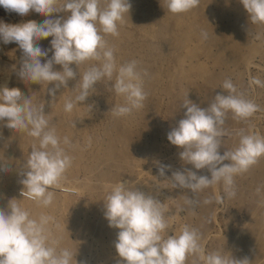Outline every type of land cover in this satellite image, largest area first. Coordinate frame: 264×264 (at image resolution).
Instances as JSON below:
<instances>
[{
    "label": "bare ground",
    "instance_id": "obj_1",
    "mask_svg": "<svg viewBox=\"0 0 264 264\" xmlns=\"http://www.w3.org/2000/svg\"><path fill=\"white\" fill-rule=\"evenodd\" d=\"M64 2L58 0L56 7L60 8ZM129 2V13L117 22L119 35L101 33L107 46L114 49L117 69L132 60L138 62L137 71L141 73L147 98L142 108L128 116L115 117L111 111L125 103L124 97L117 95L112 87L115 72L111 80L104 78L94 84L91 95L72 112L64 110L65 101L74 99L79 92L80 76L90 67L99 66L100 61H85L79 67L71 64L76 77L68 81L66 88L61 86L51 95L49 90L55 88V83L22 80L19 76L22 50L15 43L0 41V87L18 88L26 97H31L34 105H44L50 127L55 128L61 147L72 158L58 186L50 189L54 193L50 206L44 207L23 197L24 186L20 181L25 178L24 165L33 146L39 148V140L27 132L8 129L6 122H0V209L8 210L13 199L12 202L28 211L32 219L39 220L41 215L51 217L46 226L48 243L57 251H71V264H122L115 249L119 229L109 227L104 215L107 195L114 186L125 183L128 190L136 189L153 196L148 187L151 183L161 196H168L167 185L155 179L150 169L161 163L160 144L168 140L171 127H177L184 118L186 108L182 104L188 98L206 108L217 93L225 95L217 83L222 86L230 79L228 75L234 73L238 79L252 63L250 55L258 51L251 41L253 28L240 0H200L197 7L181 14L169 12L165 0ZM106 4L107 0H100L101 9ZM4 15L0 14V20L17 24ZM212 15L218 16L219 24L211 23ZM65 16L66 13L60 11L50 18ZM44 19L45 16L33 12L26 22L41 23ZM255 27L258 39L263 42L264 24ZM51 39H41L38 44L42 49H50ZM52 54L49 51L47 58ZM47 58L42 57L41 62ZM53 70L62 71V67L54 65ZM106 89H111L109 95ZM161 94L169 98L167 125L159 120L158 96ZM226 128L223 126L224 131H229ZM64 137H68L70 144H63ZM236 141L239 142L238 134ZM185 167V174L197 170L190 163ZM197 173L211 178L207 168ZM234 181V197H227L225 186L220 182L197 193L181 188L178 201L186 207L187 213L193 214V207L186 201L197 200L199 203L195 206L214 220L219 212L218 198L225 196L226 202H236L233 213L224 222L226 233L223 236H220V228L214 231L198 218L195 229L200 234L199 244L203 246L211 239L217 243L209 246V254L219 253L234 260L247 258L249 264H264V156L248 171L236 175ZM223 187L224 195H221L218 188ZM209 198L212 202L205 204ZM174 233L179 235V229ZM201 262L198 257L189 255L185 264Z\"/></svg>",
    "mask_w": 264,
    "mask_h": 264
},
{
    "label": "clouds",
    "instance_id": "obj_2",
    "mask_svg": "<svg viewBox=\"0 0 264 264\" xmlns=\"http://www.w3.org/2000/svg\"><path fill=\"white\" fill-rule=\"evenodd\" d=\"M240 2L252 24H264V0ZM56 3L57 0H0V6L6 11L21 17L30 12L46 17L41 23L29 20L9 24L0 20V41L15 43L22 50L20 78L32 83H55V88L49 90L54 95L57 89L66 88L68 81L76 77L71 64L79 67L85 61L96 60L100 65L90 67L80 76L79 92L74 99L65 101L64 110L72 112L91 95L94 84L104 78L111 80L114 72L116 78L112 87L117 95L124 97L125 103L111 109L113 116H128L142 108L147 93L141 73L137 71L138 62L132 60L117 69L114 49L108 47L104 39V35H119L117 22L129 13V0H107L103 9L100 0H65L60 8ZM165 3L169 12L181 14L197 7L200 0H165ZM60 11L66 16L50 18ZM203 35L207 38L206 33ZM48 37H52L51 48L42 49L38 41ZM49 51L53 53L51 58H47ZM42 57L47 58L43 63ZM54 65H60L62 71L53 70ZM252 83L264 86L258 78H253ZM221 89L227 95L217 93L206 108L187 98L182 104L186 108L184 118L167 134L172 145L183 149L180 158L197 170L207 168L211 178L198 176L193 171L173 172V188L197 193L223 182L227 196L234 197V177L248 171L264 156V137L244 130L238 133V146L220 154L226 115L231 112L234 119L244 121L259 110V106L238 91L230 79L222 83ZM43 109L44 105H34L31 97H26L20 89L0 87V122H6L8 129L27 132L39 140V148L33 146L24 165L21 194L47 207L54 199L50 189L58 186L72 158L61 147V139L55 128L50 127ZM63 144H70L68 137L63 138ZM166 167L170 166L159 169L161 176ZM12 201L8 210L0 209V264H71V251H57L48 243L46 226L52 218L41 215L39 220L32 219L28 211ZM222 201L220 197L216 202ZM104 202L109 227L119 229L115 249L122 264H185L189 255L198 257L204 264H249L247 258L234 260L219 253L202 255L200 234L188 225L182 227L179 235L163 238L161 233L168 227L164 203L139 190H128L125 183L114 186ZM211 202V198L204 201L205 204ZM186 203L194 210L199 202L188 199Z\"/></svg>",
    "mask_w": 264,
    "mask_h": 264
},
{
    "label": "rangeland",
    "instance_id": "obj_3",
    "mask_svg": "<svg viewBox=\"0 0 264 264\" xmlns=\"http://www.w3.org/2000/svg\"><path fill=\"white\" fill-rule=\"evenodd\" d=\"M58 1V0H57ZM2 6H0V14H5L7 19L13 21L14 23L16 22L17 24L26 22L27 16L21 17L15 12H8ZM33 15V12L29 13V16ZM15 16V17H14ZM213 17L211 18V23L213 25H217L220 23V20L218 16L212 15ZM225 22L224 20H222ZM250 25L253 28V36H251V41L253 42L254 47H256L258 50L256 53L250 55L252 57V63L243 71L242 75H239L238 79H236L235 76L237 74H229L228 78L234 83V85L237 87L238 91L243 92L246 98L254 101L258 106L259 110L253 114L250 118L244 121L236 120L233 118V115L231 112H229L226 115L225 118V124L223 125L226 128V122L229 123L230 127L226 128L229 131H224V135L221 138V147L219 149V152L221 155L226 150H232L236 146H238L237 141L235 142V138L237 134L241 131L244 130L245 132L248 133H255L259 134L260 136L264 137V86L256 85L252 83L253 78H258L261 80L262 84H264V41L261 42L258 37H257V32L256 30V25L259 24H252L251 21H249ZM262 35H264V30L261 32ZM106 43L107 40L104 37ZM259 41V42H258ZM202 56H200L201 58ZM211 62V61H208ZM217 68V67H215ZM218 87H221L220 83H217ZM106 94L109 95L111 92V89H106ZM227 95V93H225ZM158 108H159V120L161 119L164 121V124L167 125L168 123V118H167V104H168V96L165 94H161L158 96ZM175 128L171 127L170 131ZM183 149L176 147L172 145L168 140L165 141V143L160 144L159 151L161 153V163L155 167H152L150 169L151 175L155 176V179H157L161 184L167 185L166 186V194L168 196H161L157 191L156 187H152L153 185L150 183L148 187L150 188L149 190L152 191L153 198L159 200L163 204V207L165 209V219L168 224V227L165 229V231L162 233L163 238H167L168 235H175L174 230L179 229L181 232L182 226L188 225L192 226L195 228L196 222H198V218L203 221L207 222L210 226H212V229L215 231V229L218 231V228H220V236L225 235V226L224 222L227 220V217L231 215L233 212V207L236 205V202H226L225 196H222L223 199H225V204L223 205L222 202L218 204V210L219 212L217 213V218L214 220L212 219L207 213L202 212L197 206L194 207V212L193 214L187 213V209L184 205H182L178 201V196L177 194L182 191L180 187H175L173 188L172 185V173L173 172H181L184 173L186 170L185 165L187 164L185 161H183L180 158L179 153ZM224 163H228V161H224ZM162 166H170L165 168L164 175L161 176L159 175V169ZM193 172L197 173V170H191ZM162 180V181H161ZM240 186V184H239ZM219 194L224 195V187L223 188H218ZM170 195V196H169ZM83 197V196H81ZM228 197V196H227ZM85 199V197H84ZM215 205V204H214ZM224 206V208L222 207ZM176 207L177 209H175ZM180 209H183L180 211ZM223 212V214H222ZM178 213V214H176ZM211 215V214H210ZM222 215V216H219ZM177 216V217H176ZM213 221H216L215 225L212 224ZM222 233V234H221ZM215 243L217 241H212L207 240L206 243L202 246L200 244V247L203 250V255H208L209 251L208 248L209 246H215ZM195 259V258H194ZM196 261V260H195ZM201 264H204V261L202 260Z\"/></svg>",
    "mask_w": 264,
    "mask_h": 264
}]
</instances>
